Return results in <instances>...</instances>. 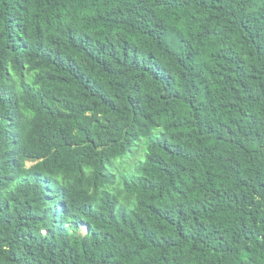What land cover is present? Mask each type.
Here are the masks:
<instances>
[{
    "label": "trees",
    "instance_id": "obj_1",
    "mask_svg": "<svg viewBox=\"0 0 264 264\" xmlns=\"http://www.w3.org/2000/svg\"><path fill=\"white\" fill-rule=\"evenodd\" d=\"M0 264H264V0H0Z\"/></svg>",
    "mask_w": 264,
    "mask_h": 264
},
{
    "label": "rangeland",
    "instance_id": "obj_2",
    "mask_svg": "<svg viewBox=\"0 0 264 264\" xmlns=\"http://www.w3.org/2000/svg\"><path fill=\"white\" fill-rule=\"evenodd\" d=\"M29 165H31V163H29Z\"/></svg>",
    "mask_w": 264,
    "mask_h": 264
}]
</instances>
